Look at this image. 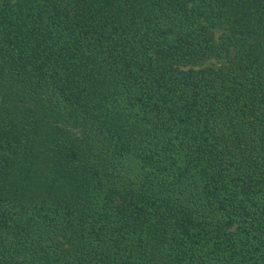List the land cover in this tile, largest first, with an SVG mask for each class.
<instances>
[{
  "label": "trees",
  "instance_id": "1",
  "mask_svg": "<svg viewBox=\"0 0 264 264\" xmlns=\"http://www.w3.org/2000/svg\"><path fill=\"white\" fill-rule=\"evenodd\" d=\"M0 264H264V0H0Z\"/></svg>",
  "mask_w": 264,
  "mask_h": 264
},
{
  "label": "rangeland",
  "instance_id": "2",
  "mask_svg": "<svg viewBox=\"0 0 264 264\" xmlns=\"http://www.w3.org/2000/svg\"><path fill=\"white\" fill-rule=\"evenodd\" d=\"M231 57H232V54H230L228 58H231ZM228 58L223 59V60H221V61H212V62H210V63L208 64V66L218 68V67L224 65V64L228 61Z\"/></svg>",
  "mask_w": 264,
  "mask_h": 264
}]
</instances>
